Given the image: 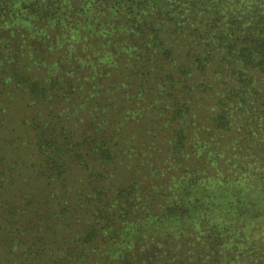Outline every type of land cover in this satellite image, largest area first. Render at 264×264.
Wrapping results in <instances>:
<instances>
[{
    "label": "trees",
    "instance_id": "16d2710c",
    "mask_svg": "<svg viewBox=\"0 0 264 264\" xmlns=\"http://www.w3.org/2000/svg\"><path fill=\"white\" fill-rule=\"evenodd\" d=\"M19 98L88 123L39 126L53 210L0 224L1 264H264V0H0Z\"/></svg>",
    "mask_w": 264,
    "mask_h": 264
},
{
    "label": "rangeland",
    "instance_id": "374dc122",
    "mask_svg": "<svg viewBox=\"0 0 264 264\" xmlns=\"http://www.w3.org/2000/svg\"><path fill=\"white\" fill-rule=\"evenodd\" d=\"M42 110L41 106H28L24 103V99L19 98L9 105L5 113H0V224L9 223L11 228L18 225V223L23 227L34 226L37 223L36 217L41 212L46 213L53 210L51 200L40 187L41 180L39 177L33 176L29 181H26L23 175L25 172L23 167L24 158L26 156L31 157L32 163L37 162L39 159V154L32 155L28 147L30 144V146L34 145L33 147L36 148L35 142L39 141L36 135L41 130L39 126L45 120L56 130L62 125L70 127V124H76L75 127H70V129L76 131L74 136L78 137L79 130L85 123H88V120L84 117L74 119V115L69 113L61 117L51 115L44 118L43 114L39 113ZM76 112H83V109L77 106L72 110V113ZM98 113V109H93V113L90 114ZM25 116L27 121H30L27 125L23 123ZM138 138L141 139L142 137L139 136ZM30 139V143H24V146L21 145L20 142H28ZM133 152V150H130L131 155H133ZM13 161L17 162L18 176H16L15 181L10 182L9 177L6 176V171L7 165ZM127 173L126 170L117 169L113 179H126ZM3 234V230L0 229V236H3ZM5 255V250L0 247V264L5 260Z\"/></svg>",
    "mask_w": 264,
    "mask_h": 264
}]
</instances>
